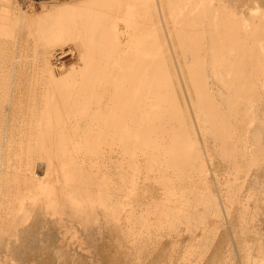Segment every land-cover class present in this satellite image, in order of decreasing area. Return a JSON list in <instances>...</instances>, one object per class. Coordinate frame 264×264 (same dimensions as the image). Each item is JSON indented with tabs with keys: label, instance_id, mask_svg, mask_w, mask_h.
<instances>
[{
	"label": "bare ground",
	"instance_id": "6f19581e",
	"mask_svg": "<svg viewBox=\"0 0 264 264\" xmlns=\"http://www.w3.org/2000/svg\"><path fill=\"white\" fill-rule=\"evenodd\" d=\"M9 2L0 112L31 132L1 133L0 264H264V0Z\"/></svg>",
	"mask_w": 264,
	"mask_h": 264
},
{
	"label": "rangeland",
	"instance_id": "374dc122",
	"mask_svg": "<svg viewBox=\"0 0 264 264\" xmlns=\"http://www.w3.org/2000/svg\"><path fill=\"white\" fill-rule=\"evenodd\" d=\"M9 1H10L9 3H10V6H11L10 8H11V12L12 13L15 12L16 14L19 15V13H23L24 12L25 14L26 13H28V14H30V13L31 14L33 13L34 14L35 13V15L36 14L39 15V14H41L43 12V10H44L45 7L46 8L47 7L50 8L51 6H55V5H59V4L66 3L69 0H62L60 2H52V1H47V0H43V1H39V0H9ZM0 12H1V9H0ZM31 46L33 47V45H31ZM31 46H30V50L27 52L28 60L25 61L27 63L24 64L25 65L24 67H26V70L24 72L25 73V76L23 74L19 73V75L17 74V76L15 77L16 78L15 80L18 79L16 81L17 84L15 83L16 86L14 85L15 86L14 89L16 88L15 89V93H14L15 94V101H16L15 103H19L18 101L20 99H24V100H22V101H24V103H27L28 102V99L25 97V94L29 91V89H28L29 86L31 84L36 83V80L34 79L35 78V73L33 72V70L40 69L42 67L41 63L39 64L38 61L33 58V48H31ZM67 46H70V47H67ZM73 47L74 46H72L71 44H69V45L64 46V48H63V46L60 47V48H58V49H60V51L57 49L58 50V53L59 52H62V53L65 52V53H67L69 51L68 52V55H67L68 57H63L60 54H56L54 57H52L50 59H46L45 65L47 67H49V68H52V67H55L56 69L62 68V66H64L63 65L64 62L66 63L67 60L70 59V56L72 54H75V51L76 50ZM72 52H74V53H72ZM59 57H60V59H59ZM61 60L63 61V64L62 65L59 64V61H61ZM37 63H38V65H36ZM39 66H40V68H39ZM31 73H32V75H31ZM26 74H28V75L30 74V76L27 75V78H26ZM23 109H26V107L20 108L19 106L15 105V108L12 109L13 110L12 112L11 111H7V112H10V113H7V112L4 113V111L3 112H0L1 114L3 113L2 116H1V114H0V116L2 118H4V119L9 116L4 123H1L0 122L1 123L0 124V140L3 138L2 137V134H1L2 131H5L6 129L7 130L8 129H10V130L12 129L10 131V134L8 133L9 131L7 132V134H9L10 138H11V136H13L10 141L13 140L14 142L15 141L17 142V141H21L22 139H26L25 135H27V133H29V131L31 132V130L29 128V122L25 121V117H27V116L30 117L31 115L28 114V113H26L25 112L26 110H23ZM90 110H93V114H92V112ZM89 111L91 112V115H93V119H92L91 115L89 114ZM87 112H88V114L85 113V111L83 112V114L84 115L87 114V116L90 115V116H88L91 119V122H89V124H88V121H90V120L88 119V117L86 118V116H85L83 118L85 121L84 120L82 121V119H80L79 117H81V116L83 117L84 115H82V114L81 115L80 114L78 115V118H79L80 123H81V121L83 122V123H81L82 126H85V125L87 126V125L96 124V123L98 124L99 121H97V116H95V113H94L95 112V109H93V108L92 109H88ZM11 115H13V116H11ZM71 115H70V117H71ZM13 117H16V120L15 121H14ZM72 119H73V117H72ZM87 119H88V121H86ZM72 121H74V120H72ZM7 124L8 125L10 124V125L8 126ZM4 126H5V128L7 126L8 127L5 129ZM96 130H95V132H96ZM9 136L6 137L7 139L3 138L4 139L3 141L9 140L10 139V138L8 139ZM15 147L18 148L19 146L15 144ZM35 155L36 154H34L32 157H34ZM5 156H7V155H5ZM14 156H16V155H14ZM36 157H38V160H40L38 155H36L35 158ZM114 157H116V156H114ZM34 171H35V174L36 175L42 177L45 174V171H46V164L43 163L42 160L40 162L38 161V163L36 164V167H35V170ZM262 222H263V224L261 225L262 226L261 233L264 236V220H262ZM221 239H224V240L228 239V237L226 238V235L224 234V232H223V235L221 234Z\"/></svg>",
	"mask_w": 264,
	"mask_h": 264
},
{
	"label": "crops",
	"instance_id": "0c3cea01",
	"mask_svg": "<svg viewBox=\"0 0 264 264\" xmlns=\"http://www.w3.org/2000/svg\"><path fill=\"white\" fill-rule=\"evenodd\" d=\"M39 1H43V0H39ZM47 1L60 2V1H62V0H47Z\"/></svg>",
	"mask_w": 264,
	"mask_h": 264
}]
</instances>
